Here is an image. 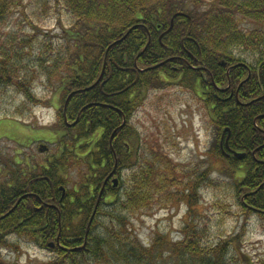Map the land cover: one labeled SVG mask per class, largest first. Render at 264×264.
Instances as JSON below:
<instances>
[{"label": "trees", "instance_id": "1", "mask_svg": "<svg viewBox=\"0 0 264 264\" xmlns=\"http://www.w3.org/2000/svg\"><path fill=\"white\" fill-rule=\"evenodd\" d=\"M186 3L194 10L185 11ZM15 5V0H0V24ZM63 5L72 18L69 29L62 31L64 51L57 57V50L55 59L44 62H52L48 70L51 76H61V90L68 95L74 93L67 108L68 119L77 121L86 100L104 103L114 92H120L122 106L131 109L118 115L100 107L84 110L77 125L69 128L63 110L59 112L58 121L63 125L56 130L69 135L55 141L63 146V156L54 158L51 175L57 186L65 184L61 172L75 167L77 158L87 168L82 172L86 183L69 191L62 203L57 201L62 193L56 189L55 206L37 211L23 210L17 180L12 188L4 184L5 179L0 184V247H14L12 236L27 237L54 254L43 264H264L238 259L234 244L241 245L239 236L211 245L204 235L206 228L195 225L192 218L180 240L161 235L142 241L123 212L171 200L174 193L168 192L167 168L158 173L153 164L136 178L125 202L111 186L105 187L99 204L97 196L101 176L107 179L118 162L115 174L121 177L123 166L131 162L134 152L128 141L135 139V130L126 126L118 131L112 147L110 136L124 116L130 118L143 90L156 84L168 85L170 80L164 81L163 73L174 80L184 78L183 85L194 86L205 70L213 77L208 83L213 94L205 104L216 131L217 151L225 160L221 164L230 166L233 174L234 169L243 172L236 180L243 207L264 217V0H214V6L205 12L199 10L198 0H65ZM177 14L186 16L174 17ZM243 52L252 57L251 62L240 54ZM21 58L17 45L0 50V86L15 84L29 99L36 100L26 86L27 77L30 80L32 76H25L28 68L22 73ZM224 62L229 66V78L222 67ZM104 65V85L85 91L100 78ZM200 83L206 89L204 81L200 79ZM225 93H229L227 100ZM100 126L107 131L93 144ZM79 150L85 154L79 156ZM224 150L245 156H225ZM160 160L163 165L168 163L163 157ZM45 186L48 191L52 188L50 181H43L38 196L41 201H50ZM111 195L114 199L108 202ZM182 197L190 204L195 200V188L184 191ZM104 204L111 208L106 210L105 205L103 209ZM51 243L55 247L51 248ZM231 248L236 254L232 258L228 256ZM0 264H6L1 254Z\"/></svg>", "mask_w": 264, "mask_h": 264}, {"label": "rangeland", "instance_id": "2", "mask_svg": "<svg viewBox=\"0 0 264 264\" xmlns=\"http://www.w3.org/2000/svg\"><path fill=\"white\" fill-rule=\"evenodd\" d=\"M64 1L15 0L17 5L0 24V50L11 44L20 48L21 71L23 73L28 68L25 76L31 74L32 79L27 77L26 86L32 89L36 98L29 99L15 84L0 86V169H3L0 184L5 181L8 166L18 160L17 154L24 149L21 146L42 140L49 152L38 151L37 142L25 149L28 157L34 156L36 163L40 161L42 164L46 158L52 155L55 158L63 151V146L55 142L62 136L56 130L63 125L58 121L59 112L70 103L74 93L68 95L61 90V76H51L48 70L53 64L44 60L55 59L57 50H60L57 56L60 57L64 51L62 31L69 29L72 23ZM198 2L201 12L214 6V0ZM185 6V11L194 10L189 3ZM240 54L251 62L250 55ZM175 79L169 78L168 85L158 87L156 84L150 90H143L135 111L129 119L125 117L127 129L135 130V139L128 142L136 154L130 163L123 166L119 177L121 184L116 189L118 198L125 202L130 190L134 189L136 178L154 164L158 173L160 170L166 172V168L170 170L165 180L169 184L168 192L174 196L164 204L155 201L147 209L123 212L128 214L127 222L144 242L161 235L176 241L182 239V230L192 218L195 225L206 228L204 235L211 245L239 236L241 245L234 244L238 259L264 261V217L243 207L242 192L238 190L236 181L243 172L234 169L233 174L230 166L221 164L225 160L217 151L216 131L205 101L197 98L189 86L183 85L184 78ZM65 111V120L71 123ZM82 111L84 108L77 120ZM226 151L223 154L228 156ZM83 153L77 152L79 156ZM162 157L168 161L167 164H162ZM79 161L75 158V167L72 165L67 175H62L66 177L63 180L67 193L86 183L82 175L86 167ZM155 168L152 171L156 174ZM7 183L6 180L4 184ZM192 187L195 188V200L189 204L182 195ZM114 196L108 197V202ZM105 205L106 210L111 208L104 204L103 209ZM10 241L14 247H0L6 264H43L54 256L27 237L12 236ZM235 255L231 248L228 256L232 258Z\"/></svg>", "mask_w": 264, "mask_h": 264}, {"label": "flooded vegetation", "instance_id": "3", "mask_svg": "<svg viewBox=\"0 0 264 264\" xmlns=\"http://www.w3.org/2000/svg\"><path fill=\"white\" fill-rule=\"evenodd\" d=\"M226 64L224 62L222 64V67L226 68V75L229 78V66L226 65ZM260 69L257 70V75H259ZM192 70L196 71L195 69H192ZM201 72H203V73H201ZM201 72L199 73L200 79L203 80L204 83L207 85L206 89H204L202 87V84L200 83V79L198 80V83L194 84V86H189V89L190 90H194L195 96L197 98H199V99L202 98L201 100L207 101L213 94V92L210 89V86L208 84L209 83V79L212 80L213 77L208 71L203 70ZM179 73L181 74L180 77H182L183 76V71L179 72ZM103 74H104V72H103ZM209 75H210V77H209ZM251 75H252V73H251ZM102 78H103V75H102ZM163 78L166 81L169 79V77L165 73H163ZM109 82H111V80H109ZM100 83H101V85H104L105 82H102L101 78H99L95 82V84L91 87V89H93L94 87H96ZM111 90H113V89H110V91ZM227 90H229V85H228V89ZM133 93H135V90H133ZM223 95L225 96L224 97L225 100L229 99V93L228 94L225 93ZM122 97L123 96L121 95L120 92H114V95L112 93H110L109 99L104 101V103L103 102H95V101L86 100V103L84 105V110H88V109L92 110L94 108L100 107L103 110H109L110 112H113L116 115H118L120 112L122 114H125L126 112H130L131 108L129 106H122V104H121ZM88 99H89V97H88ZM112 99L114 100V102H112ZM69 104L70 103H67L66 105L64 104L66 106V109L68 108L67 105H69ZM65 106H64V109H63L64 120L66 118ZM124 117H126V116H124ZM124 120H125V118H124ZM65 124H66V122H65ZM66 126L68 128L71 127V126H69L67 124H66ZM111 126H113V125L111 124ZM125 126H127V122H126ZM120 127L117 126V128H115L114 130L111 131L110 139L113 136V138H112L113 142H114V139H115L118 131H120L122 129ZM85 130H87V131L90 130L88 123H85ZM106 131H107V128L103 127V126H100L98 129H96L95 130V135L96 136L95 137L93 136L92 143L94 144L97 141H99L101 139L102 135ZM67 135H69V133H66L65 131L62 132V136H67ZM95 138H97V140H95ZM22 139H23V137H22ZM35 142L38 143V145H37V150L38 151H40V152H42V151L49 152V148L46 145L41 143L42 140L34 141V142H32L31 144H29L27 146H21V148H24V149L22 151H19V153L17 154L18 155V160H16L15 162L13 161V163H11L8 166L5 179H8L7 180L8 181L7 186L12 187V188L14 187L15 180H17L18 187H19L18 188V194L20 196L19 197V204L23 205V210L30 209V208L31 209H35L37 211H42L43 209L49 210L52 206H55V204L53 202L56 201V197H57L56 189H57V191H60L62 193L61 194L62 195L61 199L57 200L58 202L62 203V201L65 199V196L67 194L66 187L64 186V183L63 184H59L57 186L56 182L54 181V178L51 175L52 164L54 162V155L50 156L49 159L46 158L44 164H42L40 161H38L36 163V158L34 156H32V157H28L27 156V154L25 153V149L26 148H30V146L33 143L35 144ZM122 145L124 146V142L122 144L120 143V147L121 148H122ZM83 154H85V152ZM56 156H59V157L63 156V151L61 152V154H57ZM230 156H231V154H229V157ZM103 161H104V159H103ZM2 170L3 169H0V174H1ZM43 172L45 174V177L42 178ZM61 173L63 175H65V176L67 175V173H64V172H61ZM115 178L119 179V176L117 174H115V171H114V174L112 175V177L108 176L107 179H104V176H101V180H103V181H102V186L100 188V193L99 194H101V190L103 189V186H105V187L111 186V188L113 190H116L115 188H113V182H112L113 179H115ZM63 179L66 180V177L63 176ZM43 181L44 182H49V181L51 182V187L52 188H51L50 191H48L47 190L48 187L45 186V194H47V195L49 194L51 196L50 201L48 199L44 200V201H41L39 196H38V194H39L38 191H39V188H40V184ZM120 184H121V181L119 179V185ZM99 194H97L98 199H99V196H100ZM93 196L96 197V194L94 193ZM103 196H104V191H103L102 197ZM102 197H101V199H102ZM104 202H105V200H104Z\"/></svg>", "mask_w": 264, "mask_h": 264}, {"label": "water", "instance_id": "4", "mask_svg": "<svg viewBox=\"0 0 264 264\" xmlns=\"http://www.w3.org/2000/svg\"><path fill=\"white\" fill-rule=\"evenodd\" d=\"M172 27H173V21H172V25H171L170 30L172 29ZM75 124H76V123L72 124L71 126H74ZM124 124H125V123H124ZM111 143H112V142H111ZM226 145H227V148H228V151H229L228 140H227V142H226ZM225 154H226V153H225ZM233 155H234V157L239 158V159H242V158L245 156L244 154L237 153V152H234ZM116 165H117V163H116ZM115 170H116V167H115L114 171H115ZM113 173H114V172H113ZM113 173L110 175V177H112ZM112 182H113V188H117V187L119 186V179L115 178V179H113ZM103 189H104V186H103ZM102 194H103V190L101 191V194H100V196H99L98 204H99V202H100V200H101ZM97 207H98V206H97ZM58 242H59V238H58ZM49 246H50V247H55V244H54V243H51Z\"/></svg>", "mask_w": 264, "mask_h": 264}, {"label": "bare ground", "instance_id": "5", "mask_svg": "<svg viewBox=\"0 0 264 264\" xmlns=\"http://www.w3.org/2000/svg\"><path fill=\"white\" fill-rule=\"evenodd\" d=\"M90 89H91V88L88 87V88H85L84 90H85V91H88V90H90ZM65 110H67V109H66V106H65Z\"/></svg>", "mask_w": 264, "mask_h": 264}]
</instances>
